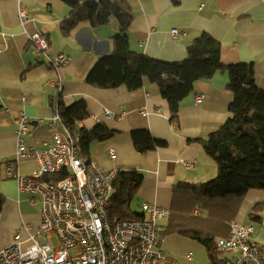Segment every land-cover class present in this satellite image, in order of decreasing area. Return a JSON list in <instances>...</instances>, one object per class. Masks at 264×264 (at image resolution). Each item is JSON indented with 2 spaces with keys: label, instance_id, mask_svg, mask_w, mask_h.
<instances>
[{
  "label": "crops",
  "instance_id": "obj_1",
  "mask_svg": "<svg viewBox=\"0 0 264 264\" xmlns=\"http://www.w3.org/2000/svg\"><path fill=\"white\" fill-rule=\"evenodd\" d=\"M126 1L133 15L128 36L134 52L164 62H182L187 58L189 43L206 33L220 42L223 64L254 63L257 85L264 91V0H181L179 4L172 0ZM23 3L29 14L25 28L19 23L16 1L0 0V196L5 198L0 212V250L12 245L17 234L21 242L28 241L41 219L40 203H32V196L20 191L15 177L29 176L38 168L33 158H17L16 120L21 114L29 120L25 143L47 150L56 129L70 134L60 119L56 129L51 127L59 100L65 106L85 102L89 117L77 123L79 129L104 125L114 132L107 140L92 142L87 157L105 171L136 170L143 174L144 182L132 204L141 216L144 203L170 210L174 185H199L217 176L215 163L195 140L208 138L230 118L234 95L228 89L227 74L217 73L196 82L194 93L181 104L180 121L172 123L167 101L148 79L135 90L102 89L87 83L96 64L113 53V38L119 35L117 21L97 28L83 23L65 36L61 27L71 10L63 2ZM37 30L50 43L49 52L39 57L28 38V33ZM172 30L180 35L174 38ZM61 54L69 58V63L56 69L53 64ZM199 96L203 99L197 103ZM137 130H147L167 145L140 154L132 141V133ZM181 160L196 161L197 165L187 169ZM8 167L13 168L12 175ZM262 202L264 191H251L237 219L255 227L254 241L260 245H264V211L249 216ZM168 223L160 222L162 234ZM162 245L169 256L187 264H198L193 251L203 248L197 241L179 235H163ZM187 254L192 255L190 261L185 259Z\"/></svg>",
  "mask_w": 264,
  "mask_h": 264
},
{
  "label": "trees",
  "instance_id": "obj_2",
  "mask_svg": "<svg viewBox=\"0 0 264 264\" xmlns=\"http://www.w3.org/2000/svg\"><path fill=\"white\" fill-rule=\"evenodd\" d=\"M71 10L62 23V32L69 35L78 25L94 28L117 21L119 35L113 38V53L102 58L92 69L87 83L102 89H139L144 79L156 84L170 111V121H180L182 102L194 93L196 82L209 80L217 73L229 77L228 89L234 100L229 107L230 118L215 133L202 140L206 155L215 163L217 176L203 184L178 183L172 188V203L168 226L161 236L179 235L197 241L207 253L209 264H220L222 255L216 251V240L230 233L231 224L237 221L242 205L251 191H264V91L257 85L255 64L225 65L221 61L222 46L210 35L203 33L187 47V58L169 63L134 52L130 47L128 30L133 21L132 10L126 0H60ZM181 0H172L179 4ZM62 126L76 141V151L88 156L92 142L111 138L114 132L104 125L92 130L79 129L77 123L88 119L85 102L65 106L56 105ZM78 135V136H77ZM134 147L140 154L163 148L167 144L155 140L149 131L132 133ZM70 173L63 170L52 177L61 182ZM144 182L136 170L119 171L114 182L108 212L111 221L141 219L132 204ZM5 198L0 196V212ZM200 210L199 216L194 211ZM253 214L264 211V202L254 206Z\"/></svg>",
  "mask_w": 264,
  "mask_h": 264
},
{
  "label": "built area",
  "instance_id": "obj_3",
  "mask_svg": "<svg viewBox=\"0 0 264 264\" xmlns=\"http://www.w3.org/2000/svg\"><path fill=\"white\" fill-rule=\"evenodd\" d=\"M15 1L19 23L25 28L28 10L23 0ZM171 34L176 38L180 32L172 30ZM28 38L36 56L49 52L50 43L43 32L28 33ZM68 63L63 54L52 62L56 69ZM202 99L199 96L196 102ZM59 119L56 114L52 128L56 129ZM16 125L18 160L33 158L38 168L29 176L15 177L20 191L31 195L32 203H40L41 219L28 241L21 242L17 234L12 245L0 250V264H182L162 245L160 222L169 221V209L144 203L141 219L111 221L108 212L117 171H105L91 158L79 156L76 138L64 131L56 129L50 148L40 150L25 143L29 120L23 114ZM110 155L114 158L115 151ZM181 162L187 169L197 165L196 161ZM63 170L69 177L53 182L52 177ZM8 171L13 174L12 167ZM200 214L199 209L194 211V216ZM27 228L31 230V226ZM254 233L253 225L233 222L229 235L216 240V251L222 255L220 264H264V245L254 241ZM185 259L190 261L192 255Z\"/></svg>",
  "mask_w": 264,
  "mask_h": 264
},
{
  "label": "rangeland",
  "instance_id": "obj_4",
  "mask_svg": "<svg viewBox=\"0 0 264 264\" xmlns=\"http://www.w3.org/2000/svg\"><path fill=\"white\" fill-rule=\"evenodd\" d=\"M193 253H194L193 259L195 262H197L198 264H207V262H208L207 254L203 248L202 249H199V248L195 249L193 251ZM180 261L183 262L181 259H180ZM183 263L187 264L185 262H183Z\"/></svg>",
  "mask_w": 264,
  "mask_h": 264
}]
</instances>
